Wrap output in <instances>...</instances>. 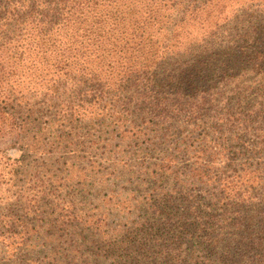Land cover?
Returning <instances> with one entry per match:
<instances>
[{
  "label": "trees",
  "instance_id": "16d2710c",
  "mask_svg": "<svg viewBox=\"0 0 264 264\" xmlns=\"http://www.w3.org/2000/svg\"><path fill=\"white\" fill-rule=\"evenodd\" d=\"M262 7L0 0V264H264V195L236 174L254 182L255 170L199 166L184 180L170 159L150 171L123 157L178 127H208L206 150L252 136L264 153ZM134 171L154 189L122 198ZM171 181L175 196L159 189ZM186 183L211 185V202ZM89 198L102 204L96 217L83 213ZM21 244L32 259H19Z\"/></svg>",
  "mask_w": 264,
  "mask_h": 264
},
{
  "label": "rangeland",
  "instance_id": "374dc122",
  "mask_svg": "<svg viewBox=\"0 0 264 264\" xmlns=\"http://www.w3.org/2000/svg\"><path fill=\"white\" fill-rule=\"evenodd\" d=\"M257 7H255L256 9ZM260 10V9H259ZM264 10V7L261 8ZM241 15V14H240ZM239 17V16H238ZM233 22H239L237 17L232 19ZM250 82H248L249 84ZM193 128L189 127L186 129H182L181 127L174 128L172 132L169 134V137L165 143H159L157 148H153L150 151H140L139 153L135 154L132 148H129L128 151L130 153H123L124 162L128 163L130 167L136 169L134 166L136 164H143L145 162L152 164H156L159 161H163L165 159H170L167 164L169 167L175 171L176 174L180 175L184 180L185 176L191 173L192 170H195L199 166H205V170L210 172L212 176L221 175L225 177V175L233 176L235 172L232 171L233 167L237 168L236 170L240 169H251L255 170L247 177H253L254 182H250L248 178H246L245 172H236L237 175L241 176V181L243 179L246 180L245 183L248 187L250 192H253L255 195H264V153L258 154L259 151L257 147V141L252 136H241L239 139H235V136L226 137L227 141H225L224 147H217L213 150H209L206 148L213 145L212 138H214L213 132L207 127L203 128L201 131H196L194 133ZM1 149H6L7 145H0ZM203 149L204 152H198L199 150ZM11 156H17V153L13 150L7 151ZM204 153V154H203ZM135 154V155H134ZM196 157L201 160H196ZM231 164L232 167H228ZM246 170V172H247ZM150 171H155V167L152 165L150 166ZM135 175V177H133ZM131 179H135L132 182H126V180L120 181L118 183V191L122 194V198L128 197L130 193L132 195L135 194V191L138 189L139 192H136V195L139 198H143L146 192H150V188L154 189V185L150 186V188L145 189L141 186L138 187L137 185L142 183V180L139 178H143L144 176H139L135 171L130 175ZM215 177V176H214ZM196 184V183H195ZM192 184L186 183V187L188 189L195 188L199 192H203L204 198H200L204 202H211L209 201V195L206 192L213 194V187L211 185H203V184ZM215 186V184H214ZM180 186L174 181H171L167 184L160 185L159 189H163L164 193L178 194L181 192ZM197 187V188H196ZM106 194H102V199H107ZM102 204L100 201L95 200L94 198H89L87 200L86 208L83 210V213L87 216H95L97 210L100 208ZM83 208V207H82ZM108 210V207H105ZM122 215V214H121ZM132 215L133 218H136ZM124 216V215H123ZM96 217V216H95ZM128 219L129 216H124ZM98 218V217H97ZM91 219V218H89ZM110 226H115L116 223H120L121 225L125 226V219L123 217L120 218H111ZM82 227V226H81ZM81 227L76 226V230H80ZM85 227V226H83ZM82 227V229H84ZM86 230V229H85ZM35 244H41L42 241L33 242ZM29 249H23V244L18 246V257L23 262V259L31 258L33 256H28ZM43 252L41 254H45Z\"/></svg>",
  "mask_w": 264,
  "mask_h": 264
}]
</instances>
